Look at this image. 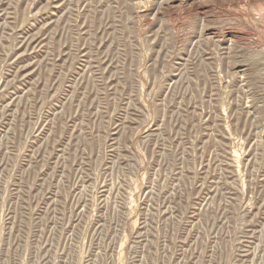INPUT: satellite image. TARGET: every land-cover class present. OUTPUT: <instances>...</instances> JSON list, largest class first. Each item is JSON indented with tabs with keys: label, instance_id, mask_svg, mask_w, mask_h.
<instances>
[{
	"label": "rangeland",
	"instance_id": "374dc122",
	"mask_svg": "<svg viewBox=\"0 0 264 264\" xmlns=\"http://www.w3.org/2000/svg\"><path fill=\"white\" fill-rule=\"evenodd\" d=\"M0 264H264V0H0Z\"/></svg>",
	"mask_w": 264,
	"mask_h": 264
}]
</instances>
